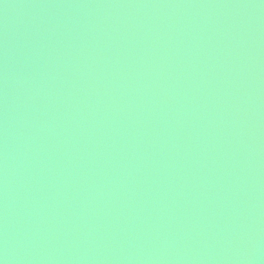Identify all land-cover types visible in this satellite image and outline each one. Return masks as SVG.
Here are the masks:
<instances>
[{
    "label": "water",
    "instance_id": "95a60500",
    "mask_svg": "<svg viewBox=\"0 0 264 264\" xmlns=\"http://www.w3.org/2000/svg\"><path fill=\"white\" fill-rule=\"evenodd\" d=\"M0 264H264V0H0Z\"/></svg>",
    "mask_w": 264,
    "mask_h": 264
}]
</instances>
